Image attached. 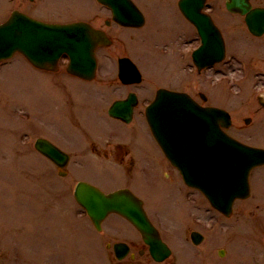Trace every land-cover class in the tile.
<instances>
[{
  "label": "rangeland",
  "instance_id": "374dc122",
  "mask_svg": "<svg viewBox=\"0 0 264 264\" xmlns=\"http://www.w3.org/2000/svg\"><path fill=\"white\" fill-rule=\"evenodd\" d=\"M261 1L264 2L254 0V4L261 5L258 4ZM147 3L156 24L163 25L164 21V31L183 25L177 16L172 15L170 0H147ZM95 7V0H43L35 4L25 0H0V22L13 10L20 9L37 19L68 23L84 19L89 9ZM96 12H100L101 17L108 14L101 8ZM217 16L230 33L229 48L239 52L244 63L226 67L227 74L235 75L234 88L229 87L227 82L224 86L211 88L216 83H212V79L218 78L215 67L201 76L194 74L190 92L199 101L202 93L216 94L217 100L212 103L232 114L230 134L264 147V108L258 99L259 94L264 95V87L261 86V77H256V72L264 70L260 56L264 54L263 40L248 34L243 16L223 8ZM96 23L102 24L103 21L96 20ZM111 30L127 39L126 44L131 43L129 53L149 74L148 84L151 86L153 79L150 74L157 73V70L164 73L166 69L162 66L170 58L168 54L161 53V47L155 43L156 36L162 40L163 36L152 31L151 25L141 34L142 42L139 41V31L119 30L115 26ZM167 33L166 39L170 38ZM254 49L257 53L253 52ZM124 50L120 44L99 50L100 79L95 83L65 75L63 69L59 77L53 76L31 66L19 54L0 72V264L103 262L105 253L97 247L103 234L95 233L73 196L78 178L92 181L89 177L97 172L98 167L103 168L99 165L103 161L98 163L86 153L82 156L84 165L79 160H73L68 168L69 175L60 177L55 166L34 148L36 139L43 132V136L52 141L60 140L66 147L71 146V150L82 153L80 146L85 143L78 142L81 137L75 138L78 132L66 120L68 115L78 113L85 119L81 128L83 137L84 134L98 135V131L108 126L117 130L122 138L128 135L134 148L150 154L149 158L138 162L140 177L137 189L151 192L149 197L145 196L146 210L153 221L157 217L163 237L173 249L171 258L160 264H264V166L252 172L251 198L238 202L230 218L213 210L197 191H191L190 198L186 200L183 195L186 187L161 157L148 126L139 119L131 124H122L107 116L105 107L111 99L123 94L122 88L115 89L116 84L108 78H111L109 74H115L117 58L126 54ZM64 64L65 61H62L63 67ZM245 65L243 71L237 70ZM247 118L252 120L249 125L244 122ZM105 170H101L99 179L108 177L110 185L103 183L100 187L112 191L120 184L118 180L123 173L110 167ZM168 176H175L176 181L168 184ZM184 201L196 206L191 208ZM190 208L189 224L184 223L183 229H180L179 221L186 220ZM107 221L108 235L112 236L109 243H115L124 236H133L131 239H134L135 229L118 215H110ZM194 229L205 235L199 246L193 245L190 240ZM11 238L23 239L24 249L20 254L15 251L13 255L11 247L8 248L6 243L3 245L2 240L10 241ZM205 244L208 249H205ZM103 248L107 250L105 246ZM220 249L225 250L222 257L219 256ZM128 258L118 263L114 257L112 264H134ZM150 260L149 255H145L135 263ZM148 264L158 263L151 261Z\"/></svg>",
  "mask_w": 264,
  "mask_h": 264
},
{
  "label": "water",
  "instance_id": "95a60500",
  "mask_svg": "<svg viewBox=\"0 0 264 264\" xmlns=\"http://www.w3.org/2000/svg\"><path fill=\"white\" fill-rule=\"evenodd\" d=\"M109 1L118 15H121V9H125L120 16L122 19L133 20L131 11L134 12V9L128 0ZM204 1L185 0L181 4L188 17L199 27L209 20L199 11ZM227 7L232 11L248 13L249 24L256 29L264 25V10H251L249 0H229ZM122 19L119 21L130 24L129 20ZM102 39V33L85 23L45 24L14 12L9 21L0 26V60L21 50L34 65L55 69L59 54L66 52L72 59L69 71L91 79L96 68L94 52ZM164 95L156 100L149 112L156 138L167 156L181 169L187 183L202 189L215 207L230 214L234 199L248 196V172L251 166L264 163V151L248 148L222 132L218 127L220 120L225 127L230 125V117L225 112L200 108L201 114L196 120L197 109L191 103L170 100ZM117 106L111 109V114H115ZM37 147L59 163L66 161V157L46 141L39 140ZM76 196L88 208L98 228L109 212H119L143 233L156 259L162 260L170 253L147 219L142 203L130 192L119 191L107 196L89 185L80 184ZM193 237L196 242L201 239ZM115 247L117 251H122L119 258L128 251L121 245Z\"/></svg>",
  "mask_w": 264,
  "mask_h": 264
},
{
  "label": "flooded vegetation",
  "instance_id": "af4514ba",
  "mask_svg": "<svg viewBox=\"0 0 264 264\" xmlns=\"http://www.w3.org/2000/svg\"><path fill=\"white\" fill-rule=\"evenodd\" d=\"M167 44L168 45H171L170 49L172 50V53L175 54V51L173 49L174 47L172 46L174 44V42H167ZM170 59L172 60V63H173V61L177 60V57H175V56L173 58L170 57ZM172 63L170 65H172ZM185 69L183 70L184 71V75H185ZM181 73H182V71H181ZM178 78H179V80H181V83L183 84V86L176 87V89L186 91L191 86V84L189 82H186L183 77L181 79V75H179ZM172 89H174V88L172 87ZM140 106H141V103H140V100H139L138 101V105L136 107V110H138L140 108ZM94 148H95V150L97 151L98 154L102 153V150H104L107 153H110V151H111L112 154H114V156H118L121 153L122 150L125 152V154H127L129 152L128 149L126 150V146H123V145L106 146L102 150H98V147L97 146H94ZM105 155L108 156V154H105Z\"/></svg>",
  "mask_w": 264,
  "mask_h": 264
}]
</instances>
